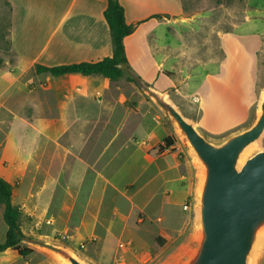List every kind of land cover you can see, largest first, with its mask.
I'll use <instances>...</instances> for the list:
<instances>
[{
    "label": "rangeland",
    "instance_id": "obj_1",
    "mask_svg": "<svg viewBox=\"0 0 264 264\" xmlns=\"http://www.w3.org/2000/svg\"><path fill=\"white\" fill-rule=\"evenodd\" d=\"M245 3L246 0L185 2L188 11L209 10L211 13L212 64L221 57L217 30L227 29L231 18H236V11L241 12ZM12 26L11 6L7 0H0V175L4 176L7 172L3 171L2 166L9 170L18 162L26 165L25 173L13 175L12 181L18 192L14 196V203L22 211L20 224L25 235L22 244L33 251L22 257L16 251L7 249L0 253V264H65L48 245L67 248L89 264H119L122 259L127 264H163L187 241L191 233L196 214L193 198L198 177L197 168L167 116L142 90L135 77L153 88L167 89V97L185 116L196 117L199 108L189 111L182 102L189 99L184 92H188L191 87L189 83H185L186 75L177 69L179 65L173 68L179 77L173 86L174 80L170 74L164 73V69H158L144 50L138 47V51L135 50L131 55L132 71L126 70L123 75L125 82L121 80V83L125 84L121 86L122 92L126 93L125 97L130 93V97L125 101L128 117L123 125L119 126V129L117 125L115 127L120 120L118 117L114 125L104 129L102 125L93 129L87 128L83 135L81 133V137L67 134V139V136L58 135L59 140L55 141L41 135L37 139L35 150L28 158L24 151H27L30 143L29 134L24 135L22 131L26 123L23 116L28 115L31 100L28 91L31 84H36L37 80L44 79L46 75L35 74L31 68H27V63L15 56L9 42ZM194 56L193 65H198L208 58L203 50L197 51ZM223 58L221 60H224ZM236 58L229 54L224 60V67L230 66L231 61ZM253 60L254 56L244 54V91H247L249 85L248 80L251 77L247 75ZM258 66L259 97L264 86V44L259 53ZM165 67L169 68L168 65ZM246 96L248 98L247 94ZM54 98L48 96L47 100L54 102ZM255 104L251 108V115ZM117 106H120L119 103ZM39 107L42 117L48 106L42 101ZM117 113L119 114L118 111ZM45 114L49 116L52 111L48 108ZM111 118L112 116L108 121H112ZM38 124L43 127L46 123L39 121ZM153 134L162 140L165 136L173 135V144L162 152L174 153L181 165H185L186 172L190 171L191 193L184 201L188 208L182 207L190 218H185L183 225L181 218L172 221L169 216L171 209H178L183 213L179 205L184 197L182 186L178 181L167 180V172L150 182L159 169H165L170 156L149 162L148 157L141 151L142 148H138L139 144L136 145V142L154 141ZM138 138L144 139L140 141ZM262 148L264 136L248 155ZM16 152H22L17 162ZM130 181L134 183V187H131ZM43 184L50 188V204L47 211L41 207L44 191L40 192L39 197L35 196ZM166 199L178 200L179 206L167 205ZM140 208H143L144 212ZM159 216H162L161 219H158ZM47 220L50 221L49 224L46 223ZM167 225L170 235L159 234ZM6 229L3 206L0 205V242L5 239ZM128 241L131 245L119 246L120 243ZM250 264H264V242Z\"/></svg>",
    "mask_w": 264,
    "mask_h": 264
},
{
    "label": "crops",
    "instance_id": "obj_2",
    "mask_svg": "<svg viewBox=\"0 0 264 264\" xmlns=\"http://www.w3.org/2000/svg\"><path fill=\"white\" fill-rule=\"evenodd\" d=\"M7 1L11 6L13 21L9 35L11 50L18 59L27 63V68H31L35 74L46 75L44 79L37 80L36 84H31L28 91L31 100H29L28 115L23 116L26 123L22 130L24 135L29 134L30 143L27 151H24L28 154V158L35 150L37 139L41 135H46L47 138L55 141L59 140L58 135L67 136V139L69 135L81 137L87 128L93 129L102 125L104 129L114 125L118 117L120 120L115 127L117 125L119 129L128 117L125 101L130 97V93L125 97V91L122 92L121 86L125 85L121 83V80L125 82L123 76L118 80H110L101 74L84 75L70 72L54 76L49 72L36 71V64L55 66L111 56V36L103 16L107 1ZM187 1L119 0L124 8L125 21L134 25L133 32L124 38L128 61L126 70L132 71L131 55L132 52L138 51V47L144 50L158 69H164V73L170 74L169 76L174 80L173 86L179 80L173 68L179 65L177 69L186 75L185 83L191 86L188 92H184L189 99L182 102L189 111L199 108L196 117L191 115L187 117L194 119L207 133L218 136L247 122L251 108L257 100L259 53L264 44V2L246 0L241 12L236 11L238 13L236 18H231L227 29L217 30L221 57L212 64L211 13L209 10L188 11L185 8ZM201 50L208 58L203 59L198 65H193L194 55ZM229 54L237 58L231 61L230 66L224 67V60ZM244 54L254 56L251 70L247 75L251 77L248 80L247 91H244L245 73L244 71L242 73ZM222 58L224 60H221ZM165 65L169 68H164ZM253 68H255L254 72ZM127 86L129 87L130 84ZM159 91L169 92L167 89ZM48 96H54V102L48 101ZM42 101L52 111L51 115L45 114L47 108L44 112L46 116L44 114L40 116L39 103ZM111 116L112 121H108ZM39 121H45L46 124L43 127L39 126ZM153 136L155 137V134ZM143 139L138 138L140 141ZM128 141H130L129 137ZM162 141L160 137H155L154 141L136 142V145L139 144L138 148H142L141 151L148 157L149 162L170 156L165 169H159L156 175L151 177L150 182L162 176L164 172L169 174L167 180L170 182L178 181L184 189L183 201L180 203L176 199H166L165 203L181 205L182 209L183 205H186L185 199L191 193L190 171L186 172L185 165H181L171 151L156 152L155 146ZM144 143L146 145H143ZM21 153L16 152V162ZM25 167L23 162H18L9 170L2 166L3 171H7L3 177L13 187V175L24 174ZM129 184L134 187L132 181ZM42 191L44 198L41 207L47 211L50 204V188L43 184L36 191L35 196L39 197ZM167 193L169 194L168 191ZM16 194L18 192L13 187L12 202L15 205H17L14 203ZM140 210L143 211V208ZM182 212L181 214L178 209H171L169 216L172 221L181 218L183 225L185 218L188 220L190 217L183 209ZM161 217L159 216L158 219ZM167 228L168 225L159 234L170 235Z\"/></svg>",
    "mask_w": 264,
    "mask_h": 264
},
{
    "label": "water",
    "instance_id": "obj_3",
    "mask_svg": "<svg viewBox=\"0 0 264 264\" xmlns=\"http://www.w3.org/2000/svg\"><path fill=\"white\" fill-rule=\"evenodd\" d=\"M135 79L167 116L197 168L191 233L163 264H250L264 242V148L248 155L264 136V86L249 120L215 136L165 92ZM48 247L65 264H89L67 248Z\"/></svg>",
    "mask_w": 264,
    "mask_h": 264
},
{
    "label": "trees",
    "instance_id": "obj_4",
    "mask_svg": "<svg viewBox=\"0 0 264 264\" xmlns=\"http://www.w3.org/2000/svg\"><path fill=\"white\" fill-rule=\"evenodd\" d=\"M107 5L103 11V16L109 27L112 54L98 60L80 61L69 64L55 66H45L36 64L37 73L49 72L54 76H60L70 72H78L84 75L101 74L110 80H118L128 68V61L125 54L124 38L131 34L134 25L125 21L124 8L119 0H106ZM118 64L124 65L123 68L117 67ZM132 80L131 77H128ZM175 140L173 135L163 138L162 143L155 146V150L161 153L170 147ZM12 185L0 175V205L3 206V220L7 226L5 239L0 242V253L11 249L22 257L28 256L33 250L22 244L24 232L20 224L22 211L18 205L12 202Z\"/></svg>",
    "mask_w": 264,
    "mask_h": 264
},
{
    "label": "built area",
    "instance_id": "obj_5",
    "mask_svg": "<svg viewBox=\"0 0 264 264\" xmlns=\"http://www.w3.org/2000/svg\"><path fill=\"white\" fill-rule=\"evenodd\" d=\"M183 208L187 209L188 206H187V205H183ZM46 223L49 224L50 221L47 220ZM124 245H131V242L128 241L127 243H120V244H119L120 247H122V246H124ZM119 264H127V263L122 259V260H120Z\"/></svg>",
    "mask_w": 264,
    "mask_h": 264
}]
</instances>
